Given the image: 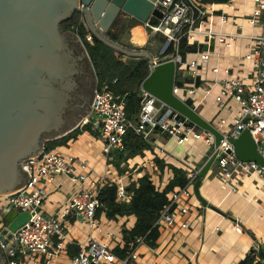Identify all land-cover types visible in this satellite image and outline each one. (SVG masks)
Segmentation results:
<instances>
[{
    "label": "built area",
    "instance_id": "obj_1",
    "mask_svg": "<svg viewBox=\"0 0 264 264\" xmlns=\"http://www.w3.org/2000/svg\"><path fill=\"white\" fill-rule=\"evenodd\" d=\"M149 1L162 13V17L156 23H150L148 19L143 25L150 35H161L165 41L164 49L153 57L154 62L172 54L170 59L175 64L173 92L183 100L190 97L196 110L208 100L213 87L218 85L211 103L223 115L211 123L223 135L213 163L220 182L228 186L229 191L238 192L243 179L249 178L251 183L264 191V167L256 161L238 159L234 145L230 142V139L237 138L247 129L264 161V0H251V9L244 16L251 25L261 22L263 30L244 35L247 39L246 52L238 58L235 71L224 68L220 72L219 66L215 65L211 71L216 76L204 86L200 79L199 85H195L199 68L207 66L210 58L219 54L214 50L197 49L195 58L187 59L181 53L182 42L190 48L194 45L199 47L200 40L206 38L231 48L234 38L242 35L213 30L208 26L213 11L194 0ZM234 1L220 2L224 8L218 11L219 25L228 22L229 15L225 7L231 8ZM79 26V22L71 23L68 31L75 34L85 48ZM91 37L90 34L86 35L85 40L90 41ZM168 48L172 50L170 53L166 52ZM246 63L249 64L248 68L245 67ZM219 73H222L221 78L217 75ZM185 78L192 82H185ZM139 91V111L134 117L127 118L124 97L117 99L110 83L107 80L99 82L96 78L90 107L73 129L88 126L87 131L94 132L102 141L101 151L109 160L112 159V150H123V137L129 130L147 142L151 141V134L155 131L165 133L178 145L202 141L211 148L207 158L210 157L214 150L211 133L198 128L149 93L142 89ZM179 91L181 94H177ZM20 165L25 172V182L12 194L0 196V209L10 207L17 212L27 211L30 218L12 233V246L6 247L0 241L5 264H60L58 258L66 253L68 246L78 248L74 255L68 257V264H137L136 249L144 243L143 237H134L128 243L125 254L118 256L105 241L96 236L101 232L96 218L98 208H102L98 199L101 189L106 184L114 183L119 202L128 203L131 199V192L120 180L116 183L108 181L103 175L93 176L87 158L79 153H64L57 147L43 148L38 156L25 159ZM183 167L186 184L175 187L167 194V202L158 211L154 222L158 230H171L176 224L182 229L190 227V222L178 219L192 212L187 202L193 194L191 188L199 177L200 168H195L189 162H184ZM57 176L67 177L76 187L53 212L44 213V206L51 201L48 186L55 182ZM258 205L257 216L264 219V196ZM232 224L235 232L243 231L239 219ZM74 225L86 231L84 241L70 238L69 233ZM250 254L254 262L260 261L257 248H251Z\"/></svg>",
    "mask_w": 264,
    "mask_h": 264
},
{
    "label": "water",
    "instance_id": "obj_2",
    "mask_svg": "<svg viewBox=\"0 0 264 264\" xmlns=\"http://www.w3.org/2000/svg\"><path fill=\"white\" fill-rule=\"evenodd\" d=\"M73 14L79 15L91 36L116 51L117 59L132 66L148 62L149 72L140 89L213 135L214 150L193 184L195 197L205 203L199 186L213 166L223 135L193 108L190 97L183 100L173 92L172 54L154 62L148 51L127 48L107 35L121 14L141 23L151 17L160 19L162 13L149 0H0V196L12 194L24 184L23 160L38 156L45 141L66 135L78 123L76 117L83 116L80 80L84 73L90 77L91 95L93 72L76 35L61 26ZM185 82L192 80L185 78ZM195 85H199L198 76ZM230 142L238 159L264 167L247 129ZM0 216L5 220L0 241L12 246V233L30 214L2 207ZM262 252L259 248L260 256Z\"/></svg>",
    "mask_w": 264,
    "mask_h": 264
},
{
    "label": "crops",
    "instance_id": "obj_3",
    "mask_svg": "<svg viewBox=\"0 0 264 264\" xmlns=\"http://www.w3.org/2000/svg\"><path fill=\"white\" fill-rule=\"evenodd\" d=\"M194 1L213 11L212 16L208 19V26L213 30L220 29L224 32L242 35L234 38L231 48L219 45L214 40L202 38L199 47L194 45L184 52L187 59L195 58L194 52L197 49L214 50L219 54L217 57H211L207 66L199 68L198 76L202 86H204L216 76L211 71L215 65L219 66L220 72L224 68H229L230 72L235 71L238 58L246 52L247 39L244 35L260 32L263 30V24L259 22L251 25L244 19V16L251 9V0H235L231 8L225 7L229 20L222 25H219L218 22V11L220 8H224L222 3L214 0ZM120 18L124 22L136 24L130 33L126 32L120 35L117 39L123 42L120 44L130 49L148 51L153 57L158 56L160 51L164 49L165 41L161 35H150L143 23L130 16L121 14ZM78 22L86 35H89V30L81 24L79 16ZM113 26L110 32H113ZM140 26L145 40L143 41V37H140L143 42L135 44L132 41H139L137 37H133V30ZM148 43L150 47H144ZM171 51V48L166 50L167 53ZM245 67L248 68L249 64L246 63ZM217 75L219 78L222 77V73ZM217 91L218 85H215L208 100L196 109L206 120L213 123L219 116L223 115L211 103ZM147 143L150 145L148 149H144L141 154L128 157L122 162L121 165L124 164V167H132L133 169L122 170L121 173L113 163V152L116 150L110 152L112 159H107L101 151L102 141L96 137L94 132L83 131L74 140L68 141L66 145L57 146V148L64 153L74 155L79 153L87 158L93 176L103 175L108 181L118 183L120 180L127 186L130 181H134L142 174L147 173L158 190H163L172 178L169 165L184 170V162H189L195 168H201L210 154L209 147L202 141L178 145L174 139L167 137L161 131L153 132L151 141ZM155 158L163 164L162 168L156 163ZM121 165L119 164L120 167ZM75 187V184L70 182L67 177L57 176L55 182L48 186L51 201L44 206L43 212H53ZM191 189L193 192V188ZM239 190L238 192L229 191L228 186L220 182L218 170L213 165L202 178L199 186L200 195L204 198L205 203L200 202L196 197L192 200L191 196L187 202L192 209L191 214L181 216L178 219L179 221L190 222V227L182 229L179 224H176L171 230L160 229L159 238H164H162L159 250L146 243L139 245L136 249L137 264H244L251 248L258 250L262 248L263 252L261 256L258 253V257L259 263L264 264V219H259L257 216L258 204L264 196V191L251 183L249 178L243 179ZM212 207L217 208L220 212H216ZM96 218L101 227V232L96 235L97 238L105 241L113 250L116 247L122 249L124 241L121 230L130 229L134 224V217L129 215L107 219L104 212H100ZM236 219L241 221L243 229L241 233H237L233 229L232 223ZM122 224L126 228L121 227ZM215 227L218 230L215 231ZM69 236L71 239L84 241L87 233L78 225H74ZM77 250L76 246H68L66 253L59 256L58 262L68 264V257L74 255Z\"/></svg>",
    "mask_w": 264,
    "mask_h": 264
},
{
    "label": "trees",
    "instance_id": "obj_4",
    "mask_svg": "<svg viewBox=\"0 0 264 264\" xmlns=\"http://www.w3.org/2000/svg\"><path fill=\"white\" fill-rule=\"evenodd\" d=\"M215 2H226L227 0H214ZM78 14H73L72 17L63 21L61 26L63 30H68L71 23L78 22ZM158 19L151 17L150 23H156ZM114 28V26H113ZM79 33L84 38V45L91 64L94 68L97 80H107L117 99L124 97L125 113L127 118L134 117L140 108V83L149 72L147 61L137 63L135 66L128 65L125 62L117 59L114 51L96 39L91 37L90 41H86V33L83 27L79 26ZM110 39L116 40L117 34L108 32ZM185 42L181 44V53L189 49ZM115 82H113V80ZM89 127L85 126L82 129L75 128L66 135L45 141L44 148L51 149L57 146L66 145L68 141L74 140L78 134L87 131ZM123 150L113 152V163L119 168V162H123L128 157L141 154L144 149H148L150 145L141 139L139 136L129 130L123 137ZM156 163L162 168L163 164L155 158ZM172 172V178L167 183L163 190H158L147 173L142 174L136 180L130 181L127 184L128 190L131 192V199L128 203H122L116 197V184H106L100 191L98 199L102 204V208H98L96 216L100 212H104L107 219H116L119 216L134 217V224L130 229H122V238L124 247L122 249L114 248V252L118 256H123L128 249V243L136 236L144 238V243L149 246H154L156 239L159 237V230L154 226L158 211L167 202V192L176 186H184L186 184L185 171L175 166H168ZM121 173L122 170L119 169ZM244 264H260L254 262V258L250 255L244 260Z\"/></svg>",
    "mask_w": 264,
    "mask_h": 264
},
{
    "label": "rangeland",
    "instance_id": "obj_5",
    "mask_svg": "<svg viewBox=\"0 0 264 264\" xmlns=\"http://www.w3.org/2000/svg\"><path fill=\"white\" fill-rule=\"evenodd\" d=\"M121 18L120 17H118V19L116 20V22L114 23V30H113V32L112 33H114V34H117V39L120 37V35H122V34H125L126 32L128 33H130L131 32V30H132V27H135L136 26V24H133V22H131V23H128V22H124V21H122V19L120 20ZM145 28V27H144ZM143 28V29H144ZM146 29V28H145ZM146 31H147V29H146ZM148 33V32H147ZM109 37V36H108ZM133 37H137V39H138V41L139 42H134V41H132L133 43H135V44H140V43H142L144 40H145V37H144V35H143V33H142V28H141V26L139 27V28H136V29H134L133 30ZM140 37H143V41H141V39H140ZM113 40V41H116V42H118V43H123V42H120L119 40ZM144 47H146V48H149L150 47V45H149V43L148 44H146ZM114 51V50H113ZM87 52V51H86ZM114 54L116 55L117 53H116V51H114ZM86 57H88L87 58V60H88V62H89V64H90V58H89V56H88V53H87V56ZM90 67H91V69H92V72H93V78H92V89H91V99H92V94H93V90H94V87H95V83H96V78H97V76H96V74H95V71H94V68H93V66H92V64H90ZM179 79V76L177 77V80ZM177 94H181V92L179 91V92H177ZM90 102H91V100H90ZM87 108L88 107H83V110L81 111V115H85L86 114V112H87ZM77 118V121L81 118V116L80 117H76ZM209 150H210V152H211V148L209 147ZM209 152V153H210ZM119 164L121 165L122 164V162L120 161L119 162ZM128 165V164H127ZM158 166V165H157ZM119 169L120 170H132L133 168L132 167H124V164L123 165H121V167L119 166ZM154 172V171H153ZM193 198H195V195H193L192 194V200H193ZM3 218L0 216V232H1V230H2V226H3ZM121 227H125L126 228V226L124 225V224H122L121 225ZM122 229V228H121ZM121 232H122V230H121ZM162 238H164V237H158L157 238V242H155V245H154V247H156V248H158V250H159V247H160V245H161V242H162ZM250 256H252V254H249ZM253 257V256H252Z\"/></svg>",
    "mask_w": 264,
    "mask_h": 264
},
{
    "label": "flooded vegetation",
    "instance_id": "obj_6",
    "mask_svg": "<svg viewBox=\"0 0 264 264\" xmlns=\"http://www.w3.org/2000/svg\"><path fill=\"white\" fill-rule=\"evenodd\" d=\"M89 78L90 77L84 73L80 80L81 84H80L79 89L82 94V97L80 96L81 97L80 101L82 102V104H84L83 105L84 107H88L90 104V100H91V96L89 94ZM3 221L4 222H3L2 229L5 226V220L3 219ZM0 264H5V256L1 248H0Z\"/></svg>",
    "mask_w": 264,
    "mask_h": 264
}]
</instances>
